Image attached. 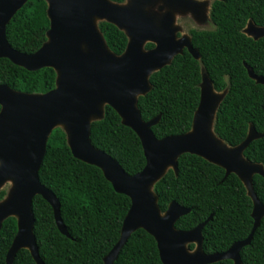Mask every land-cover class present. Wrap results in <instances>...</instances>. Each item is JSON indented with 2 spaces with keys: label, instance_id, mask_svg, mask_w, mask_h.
Returning <instances> with one entry per match:
<instances>
[{
  "label": "trees",
  "instance_id": "obj_1",
  "mask_svg": "<svg viewBox=\"0 0 264 264\" xmlns=\"http://www.w3.org/2000/svg\"><path fill=\"white\" fill-rule=\"evenodd\" d=\"M123 3L125 0H110ZM45 0H27L5 28L10 46L25 54L36 51L46 41L49 28ZM209 17L212 30L191 29V43L199 52L195 60L183 51L149 77L151 89L137 99L143 121L157 115L160 119L151 129L157 139L186 133L200 95L201 68L216 92L226 91L219 103L212 130L229 146L240 144L249 126L264 132V85L248 76L247 65L257 76H264V38L252 40L242 33L251 19L264 26V0H213ZM108 49L120 55L126 47L123 31L106 21L98 23ZM152 47L147 43L145 48ZM52 68L28 71L0 58V84L12 90L42 94L55 87ZM91 144L116 160L129 175L145 165L141 143L135 132L121 123L109 106L103 117L91 122ZM243 157L264 169V136L253 140ZM40 183L50 190L60 205V217L68 236L55 226L51 206L41 196L32 200L33 235L44 264H103V257L119 239L123 218L130 201L113 190L95 166L75 159L66 143V134L54 128L46 142V152L38 170ZM253 191L264 205V178L252 177ZM157 205L164 212L170 202L189 208L174 227L190 230L212 218L202 228L201 249L205 254L220 253L233 243L245 239L253 226L252 201L235 174L224 177V170L201 157L182 154L177 171L172 169L153 186ZM6 190L0 189V201ZM16 219L6 218L0 229V264L16 233ZM189 250L193 244L187 245ZM242 264H264V217L250 243L238 251ZM13 264H36L27 249H20ZM114 264H162L156 243L142 229L134 231L119 251ZM212 264H232L221 260Z\"/></svg>",
  "mask_w": 264,
  "mask_h": 264
},
{
  "label": "water",
  "instance_id": "obj_2",
  "mask_svg": "<svg viewBox=\"0 0 264 264\" xmlns=\"http://www.w3.org/2000/svg\"><path fill=\"white\" fill-rule=\"evenodd\" d=\"M26 1L0 0V58L28 71L52 68L56 79L55 87L42 94L18 92L0 84V189L6 181L12 183L0 201V229L8 217L16 219L17 227L5 264H13L20 249H27L36 264H44L33 235L32 200L36 195L51 206L59 232L69 235L60 217L57 198L38 179L47 139L56 127L64 130L75 159L97 167L115 192L129 198L119 239L103 257V264H114L128 236L138 229L152 236L162 264H212L221 260L242 264L238 251L250 243L264 217V205L252 187V177L264 178V169L261 164L247 161L243 152L250 142L263 137L264 132L258 133L250 125L245 139L236 146L216 137L213 119L226 91L215 92L203 73L198 106L188 132L157 139L151 128L158 123L160 115L143 121L137 108L138 97L151 89L150 75L168 65L183 47L193 58L199 57L187 37L175 40L172 12L174 8L190 11L198 19L204 1L161 0L166 12L155 17L146 11L155 0L124 3L45 0L49 20L46 41L33 53L25 54L10 46L5 28ZM96 20L111 23L124 32L127 44L120 55L108 49ZM246 32L256 40L264 36V27L250 24ZM146 43H153L154 47L146 50ZM247 73L257 84L264 85V76L255 75L249 67ZM106 105L117 113L124 126L135 132L141 143L145 165L133 175L91 144V122L103 117ZM185 153L221 167L224 177L235 174L252 201L250 233L223 252L205 254L201 249L202 228L212 214L194 228L180 230L174 227L175 222L190 209L170 202L161 212L157 205L154 184L168 169L176 173L177 160ZM188 244H193L192 250Z\"/></svg>",
  "mask_w": 264,
  "mask_h": 264
},
{
  "label": "flooded vegetation",
  "instance_id": "obj_3",
  "mask_svg": "<svg viewBox=\"0 0 264 264\" xmlns=\"http://www.w3.org/2000/svg\"><path fill=\"white\" fill-rule=\"evenodd\" d=\"M126 1V0H125ZM124 1V2H125ZM198 1H208L209 2V9H208V23H210V25L212 26L210 29H199V28H196V26H195V20H196V18H195V16H194V14L192 13V12H190V11H182V10H180V9H177V8H174L173 9V12H172V16H173V23H172V26L173 27H175L176 28V30H175V32H174V38H175V40H179L180 38H182V37H187L188 38V40L190 41V44H191V46H192V41H191V35H190V33H189V30H191V29H196V30H212L213 28H214V25H213V23H212V21H211V19H210V17H209V13H210V8H211V4H212V1L213 0H198ZM123 2V3H124ZM164 8V6L162 5V6H159L158 7V9H156L157 11H162V9ZM166 11L164 10V11H162L161 12V14H160V17H162V14L163 13H165ZM159 17V18H160ZM99 23V22H98ZM250 24H252V25H254V26H256V27H264V26H257V25H255L254 23H253V21L251 20V19H249L247 22H246V24H245V26L242 28V33L245 35V36H247V37H249V38H251L252 40H254V41H256V40H259V39H261V38H264V36L263 37H260V38H258V39H254L253 37H252V35H250V34H248L246 31L250 28ZM183 28H185V31L183 30ZM147 44V43H146ZM145 44V45H146ZM152 44V47H150V48H145V45H144V49H151V48H153L154 47V44L153 43H151ZM192 48L193 49H195L197 52H198V50L196 49V48H194L193 46H192ZM183 51H186V52H188V50H187V48L186 47H183L182 48V52ZM181 52V53H182ZM180 53V54H181ZM189 53V52H188ZM190 54V53H189ZM178 55V54H177ZM191 55V54H190ZM176 56V55H175ZM192 56V55H191ZM198 58L197 59H195V60H199L200 59V55H199V52H198ZM193 58V57H192ZM173 59V58H172ZM245 66V68H246V70H247V68H248V66L247 65H244ZM202 73L203 74H205L206 75V73H205V70L203 69V68H201V76H202ZM207 76V75H206ZM209 79V78H208ZM201 81H202V77H201ZM201 83V82H200ZM215 91V90H214ZM216 92V91H215Z\"/></svg>",
  "mask_w": 264,
  "mask_h": 264
},
{
  "label": "rangeland",
  "instance_id": "obj_4",
  "mask_svg": "<svg viewBox=\"0 0 264 264\" xmlns=\"http://www.w3.org/2000/svg\"><path fill=\"white\" fill-rule=\"evenodd\" d=\"M202 4H203V10H202V14H201L202 16H200V18L195 20V26H196V28H199V29H210L212 26L210 25V23H208L209 2L204 1ZM162 5H163V3L161 0H155V2L151 6L147 7L146 11L148 13L153 14V15L155 14L154 16L158 17L162 11L166 10V8H163L162 11H160V12L156 10V9H158L159 6H162ZM98 22L99 21L96 20V24H98ZM183 30L185 31V28H183ZM45 38H46V35H45ZM11 186H12V183L10 180H8L3 184L1 189H5L6 193H7L10 191Z\"/></svg>",
  "mask_w": 264,
  "mask_h": 264
}]
</instances>
